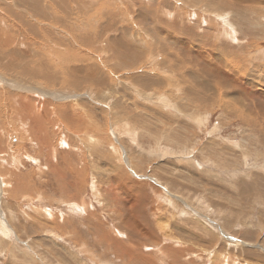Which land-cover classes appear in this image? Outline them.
<instances>
[{
	"label": "rangeland",
	"instance_id": "obj_1",
	"mask_svg": "<svg viewBox=\"0 0 264 264\" xmlns=\"http://www.w3.org/2000/svg\"><path fill=\"white\" fill-rule=\"evenodd\" d=\"M0 29V264H264V0H0Z\"/></svg>",
	"mask_w": 264,
	"mask_h": 264
},
{
	"label": "bare ground",
	"instance_id": "obj_2",
	"mask_svg": "<svg viewBox=\"0 0 264 264\" xmlns=\"http://www.w3.org/2000/svg\"><path fill=\"white\" fill-rule=\"evenodd\" d=\"M9 14V13H8ZM7 27V26H6ZM5 27V28H6ZM0 36H2L3 37V31L0 29ZM4 38V37H3ZM85 41V40H84ZM2 45H0V47H1ZM135 53V52H134ZM124 54V53H123ZM6 55V54H5ZM5 55H2V56H0V66H4V63H3V61H2V58H4L5 57ZM120 55V57H122L121 56V54H119ZM120 57H118L119 59H121ZM124 57V56H123ZM26 64V63H25ZM24 67L26 68V67H28V66H26V65H24ZM86 69V68H85ZM88 69V68H87ZM89 70V69H88ZM72 71V70H71ZM85 71H87V70H85ZM94 70H92V72H93ZM92 74V73H91ZM2 76V75H1ZM87 79V78H86ZM6 80V79H5ZM91 81H92V79H91ZM72 82H74V83H76L75 81H72ZM89 82V81H88ZM73 84V83H72ZM78 84V83H77ZM75 85V84H74ZM19 90H21L22 92H25V90L24 89H19ZM15 93V92H14ZM38 93V92H37ZM17 94V93H16ZM21 94V96H25L24 94H27V92L26 93H20ZM36 94V93H35ZM34 94V95H35ZM11 95H12V93H11ZM34 98H36V97H34ZM24 98H21V100H23ZM21 103V106H23L22 105V102H20ZM43 107H45L44 105H43ZM22 108V107H21ZM58 109V108H57ZM23 111H24V109H23ZM61 111V110H60ZM60 111L58 112V114H61L60 113ZM28 112V111H27ZM30 113H31V110H30ZM64 113V112H63ZM61 116V115H60ZM35 126V125H34ZM37 130V129H36ZM32 135H34V134H32ZM30 136H31V134H30ZM34 138V137H33ZM36 140H38V139H36ZM40 140V139H39ZM41 141H43V140H41ZM1 149V148H0ZM8 162V161H7ZM135 185V184H134ZM114 212V211H113ZM114 214V213H113ZM226 259V258H225ZM228 264V263H227Z\"/></svg>",
	"mask_w": 264,
	"mask_h": 264
}]
</instances>
